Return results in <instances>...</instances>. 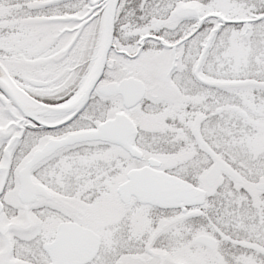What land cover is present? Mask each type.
<instances>
[{
  "label": "snow or ice",
  "instance_id": "6c2138e0",
  "mask_svg": "<svg viewBox=\"0 0 264 264\" xmlns=\"http://www.w3.org/2000/svg\"><path fill=\"white\" fill-rule=\"evenodd\" d=\"M0 264H264V0H0Z\"/></svg>",
  "mask_w": 264,
  "mask_h": 264
}]
</instances>
